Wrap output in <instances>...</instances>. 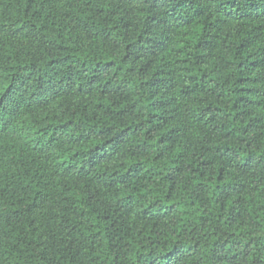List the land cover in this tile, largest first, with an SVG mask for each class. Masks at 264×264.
Returning <instances> with one entry per match:
<instances>
[{"label":"trees","instance_id":"obj_1","mask_svg":"<svg viewBox=\"0 0 264 264\" xmlns=\"http://www.w3.org/2000/svg\"><path fill=\"white\" fill-rule=\"evenodd\" d=\"M0 264H264V0H0Z\"/></svg>","mask_w":264,"mask_h":264}]
</instances>
